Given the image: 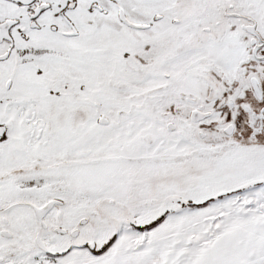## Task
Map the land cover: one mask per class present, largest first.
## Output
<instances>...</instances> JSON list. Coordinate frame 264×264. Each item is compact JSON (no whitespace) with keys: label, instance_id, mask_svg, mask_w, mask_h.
I'll return each instance as SVG.
<instances>
[{"label":"snow or ice","instance_id":"snow-or-ice-1","mask_svg":"<svg viewBox=\"0 0 264 264\" xmlns=\"http://www.w3.org/2000/svg\"><path fill=\"white\" fill-rule=\"evenodd\" d=\"M0 264H264V0H0Z\"/></svg>","mask_w":264,"mask_h":264}]
</instances>
